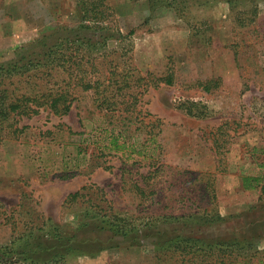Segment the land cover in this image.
Instances as JSON below:
<instances>
[{
    "label": "rangeland",
    "instance_id": "rangeland-1",
    "mask_svg": "<svg viewBox=\"0 0 264 264\" xmlns=\"http://www.w3.org/2000/svg\"><path fill=\"white\" fill-rule=\"evenodd\" d=\"M107 4V48L62 54L90 56L102 85L84 91L47 55L77 33V0H0V68H24L0 96L26 110L0 115V264H264V191L238 187L264 170V0ZM64 90L67 115L33 102ZM132 95L127 149L99 151V102Z\"/></svg>",
    "mask_w": 264,
    "mask_h": 264
},
{
    "label": "trees",
    "instance_id": "trees-1",
    "mask_svg": "<svg viewBox=\"0 0 264 264\" xmlns=\"http://www.w3.org/2000/svg\"><path fill=\"white\" fill-rule=\"evenodd\" d=\"M108 0H77V8H78V14L80 16V26L79 28H75L74 31L77 33L74 36H67L66 38H63L64 40H60L61 44H55L53 47H49L47 51V55L49 58V64H64L68 66V71H70V63L71 65H76L77 67V73L82 74L78 79V83L75 84L79 85L84 91H90L92 89H97L102 85V82L99 80H96L92 82V75L94 74V68L91 66L90 68L82 64L83 62H86L88 64V61H91V58L87 54H83L78 62L72 61L73 58H76V55H68L66 58L62 54H65L66 51H74V54H77L78 52H81L85 48L86 53L96 52L99 50H105L108 46L109 39H115L116 34L111 32L108 28V26L105 24V20L107 18V12L109 11V7L107 4ZM138 1V0H135ZM151 10L155 11L160 8H171L174 9L178 14L180 13V8L176 7L178 0H148ZM184 5V4H180ZM183 8V7H182ZM77 29V30H76ZM93 32L95 34H98V32L101 34L100 37H102V40H94L88 33ZM108 33L109 35L105 36L104 34ZM118 33V32H116ZM133 31L130 32L132 34ZM120 35V34H118ZM59 42V43H60ZM68 53V52H67ZM73 54V53H72ZM89 57V58H88ZM85 59V61H84ZM54 60V62L52 61ZM52 61V62H51ZM41 63L37 61L36 63L30 62L29 65H32V67H38L41 66ZM26 64L25 66H27ZM24 68L22 66H19L18 62H14V65H10L7 68H0V79L3 77V75H10L14 73H18L19 71L23 70ZM165 84L167 85H173L172 76H167L161 79ZM97 90L96 92H98ZM7 91L3 92L4 96H0V115H2L4 118H7L8 115L12 112H15L19 109L24 110L22 106L19 104V100L14 102L12 98L6 95ZM104 97V96H103ZM44 99L42 102H39V100L34 99L33 102H35L39 106H47L51 112L58 116H64L67 115L72 107L73 104V98H71V93L69 90H64L61 93L58 92H52L50 94H44L42 96ZM132 100H128L124 104V108L117 109V106L119 105L117 101L109 100L108 98H104L101 100L98 104V107L103 110L104 106L106 105V111H111L110 114L106 113L109 119L111 120V125L113 126L111 132L107 135L100 134V137L98 138V144H99V151L103 152V150H115L116 152L127 149V141L124 139L123 133L124 131H128V126H130L133 121V115L131 113V110L134 106V102L136 100L135 95L131 96ZM114 100V99H113ZM121 106V104H120ZM114 107V109H113ZM26 111V110H24ZM34 113H38L36 109L32 110ZM116 112H119L118 114H115ZM131 113V114H130ZM103 115V116H104ZM124 127V131L123 127ZM126 128V129H125ZM116 131H118L116 133ZM123 141H122V139ZM108 139V143L105 142ZM122 141V142H121ZM107 143V144H106ZM252 181L249 177L244 178V182ZM246 187V185H245ZM85 189V188H84ZM79 196H81L80 192L73 193L69 196L67 201H74ZM117 219L116 217H114ZM120 229V228H119ZM190 240V239H185ZM180 246L181 249H192V248H198L196 244H184V242H178L177 244ZM178 246H173L174 248H178ZM192 251V250H191ZM198 251L195 250L194 253ZM1 263V262H0ZM221 264H225V262H222ZM233 264V263H231Z\"/></svg>",
    "mask_w": 264,
    "mask_h": 264
},
{
    "label": "crops",
    "instance_id": "crops-1",
    "mask_svg": "<svg viewBox=\"0 0 264 264\" xmlns=\"http://www.w3.org/2000/svg\"><path fill=\"white\" fill-rule=\"evenodd\" d=\"M243 174L244 175L242 177V184L238 185L240 190H242L245 193L246 192L250 193L251 191H256L258 189L261 191H264V170H259L255 173H250V174H247V173H243ZM247 177H249L252 181H247L245 183L244 178H247Z\"/></svg>",
    "mask_w": 264,
    "mask_h": 264
}]
</instances>
